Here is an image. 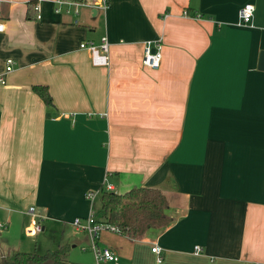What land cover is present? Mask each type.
Returning a JSON list of instances; mask_svg holds the SVG:
<instances>
[{
    "label": "crops",
    "instance_id": "0c3cea01",
    "mask_svg": "<svg viewBox=\"0 0 264 264\" xmlns=\"http://www.w3.org/2000/svg\"><path fill=\"white\" fill-rule=\"evenodd\" d=\"M28 1L0 0V75L13 61L0 84V230L21 234L0 261L68 245L69 264H92L71 222L97 212L87 192L109 187L158 190L166 204L163 227L99 234L117 264H264V0H110L78 15L34 0L36 19ZM245 3L251 23L236 26ZM102 36L108 66L94 67L78 46ZM156 38L148 70L142 44ZM34 220L46 233L28 249Z\"/></svg>",
    "mask_w": 264,
    "mask_h": 264
},
{
    "label": "trees",
    "instance_id": "16d2710c",
    "mask_svg": "<svg viewBox=\"0 0 264 264\" xmlns=\"http://www.w3.org/2000/svg\"><path fill=\"white\" fill-rule=\"evenodd\" d=\"M36 2H27L26 17L37 18ZM31 91L45 106H51V99L45 86L33 85ZM99 208L94 215L95 222L109 224L119 229V235L130 239L140 237L145 230L166 225L163 211L166 204L158 190L131 188L123 194L101 189L97 196ZM68 245L57 247L44 254L16 253L10 260L0 264H69L66 255Z\"/></svg>",
    "mask_w": 264,
    "mask_h": 264
},
{
    "label": "built area",
    "instance_id": "2783aa9c",
    "mask_svg": "<svg viewBox=\"0 0 264 264\" xmlns=\"http://www.w3.org/2000/svg\"><path fill=\"white\" fill-rule=\"evenodd\" d=\"M110 0H54V11L72 13L78 15L81 7H87L90 9L106 10L109 7ZM37 10V6H35ZM253 5L251 3L243 4L237 11L236 26H248L251 23L253 14ZM184 13V12H183ZM75 22V20H74ZM3 31L2 20L0 19V33ZM88 53L89 60L94 67H107L108 66V43L105 36H102L98 43L93 42H82L78 46ZM161 59V38L152 40H146L142 44V56L141 66L148 70H156L159 68ZM13 61L6 59L4 61L3 72L0 75V84L4 83V76L12 72ZM106 190H110L106 187ZM98 192H87L85 198L92 202L97 197ZM27 213L35 218L37 217L32 207L27 209ZM73 228L80 233L86 234L89 242V250L92 254L93 264H117L118 259L116 254L107 247H99L97 244L99 234L103 231L119 234L117 227L97 223L94 220L93 213H89L84 219L74 218L71 222ZM3 226L0 224V228ZM41 230L39 224L29 226L24 230L25 234L37 233ZM151 253L155 254V261L159 263L161 258L159 256V248L154 246L151 248ZM200 249L195 248V253H198Z\"/></svg>",
    "mask_w": 264,
    "mask_h": 264
},
{
    "label": "rangeland",
    "instance_id": "374dc122",
    "mask_svg": "<svg viewBox=\"0 0 264 264\" xmlns=\"http://www.w3.org/2000/svg\"><path fill=\"white\" fill-rule=\"evenodd\" d=\"M94 204H95V207L98 206L97 199L94 201ZM0 221H1V219H0ZM32 223L38 224V223H36L35 220ZM0 224L2 225V221H1ZM24 230L25 229H22V232L25 234ZM4 231H5L4 228L0 230V233L2 234V235H0V248L2 247V245L11 244L12 242L18 240L20 238V236H21L20 227H13L12 229H10V234L8 236H3ZM103 232H106V231H103ZM45 233H46V230L44 231L43 235H41V236L39 234H37V233L25 234V235L31 236L28 240H26V246H27L26 248L31 249L34 246V243H33L34 239H32V238H34V237H36L38 235L39 239H41V237H44ZM106 233H110V232H106ZM112 234H114V233H112ZM71 250L73 251V253H78L79 252V249H78L77 246L75 248L71 249ZM86 253H90L91 254L89 249L86 251ZM91 256H92V254H91ZM11 257H12V255H9L8 259H10ZM92 264H93V261H92Z\"/></svg>",
    "mask_w": 264,
    "mask_h": 264
},
{
    "label": "water",
    "instance_id": "95a60500",
    "mask_svg": "<svg viewBox=\"0 0 264 264\" xmlns=\"http://www.w3.org/2000/svg\"><path fill=\"white\" fill-rule=\"evenodd\" d=\"M259 61H260V66L258 67V69L264 71V52L260 53Z\"/></svg>",
    "mask_w": 264,
    "mask_h": 264
}]
</instances>
